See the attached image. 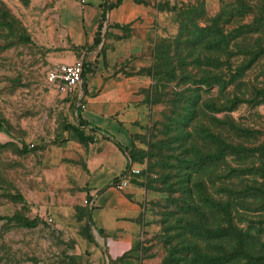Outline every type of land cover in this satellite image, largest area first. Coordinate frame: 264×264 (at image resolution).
Masks as SVG:
<instances>
[{
  "label": "rangeland",
  "instance_id": "rangeland-1",
  "mask_svg": "<svg viewBox=\"0 0 264 264\" xmlns=\"http://www.w3.org/2000/svg\"><path fill=\"white\" fill-rule=\"evenodd\" d=\"M61 1L0 0V264H85L89 242H102L87 192L96 135L81 122L79 96L48 80L51 66L73 55L85 61V89L96 82L124 96L127 112L116 120L133 152L130 166L141 169L130 180L149 191L142 231L114 264H168L177 243L197 264H220L232 253L240 258L233 264H264V103L226 107L229 95L205 92L210 87L183 59L196 25L213 26L238 0H144L157 17L144 35L104 22L91 51L72 44ZM221 27L236 34L238 21ZM234 41L221 62L236 71L241 39ZM248 75L264 91V60ZM230 90L239 95L236 84ZM186 175L201 208L186 218L191 241L172 242L181 232H167L165 215L174 210L172 186Z\"/></svg>",
  "mask_w": 264,
  "mask_h": 264
},
{
  "label": "crops",
  "instance_id": "crops-1",
  "mask_svg": "<svg viewBox=\"0 0 264 264\" xmlns=\"http://www.w3.org/2000/svg\"><path fill=\"white\" fill-rule=\"evenodd\" d=\"M150 10L151 5L144 0H62L59 5L60 22L72 44L81 49L90 48V51L101 45L94 47L104 22L130 24L135 28L134 36L136 33L144 35L149 30L148 24L157 21ZM76 60L73 55L71 61L65 63ZM99 88L96 82L86 86V107L79 112L86 123L84 127L96 135L87 162V192L91 197V224L102 238V242H89L85 264H114L130 253L142 231L144 202L149 198V191L132 183L130 177L125 189L114 185L130 168V156L121 148L126 146L127 138L116 120L126 114L127 104L120 91L113 92L108 86Z\"/></svg>",
  "mask_w": 264,
  "mask_h": 264
},
{
  "label": "trees",
  "instance_id": "trees-1",
  "mask_svg": "<svg viewBox=\"0 0 264 264\" xmlns=\"http://www.w3.org/2000/svg\"><path fill=\"white\" fill-rule=\"evenodd\" d=\"M236 4H238L237 9H231L225 12L213 26L202 28L196 25L194 39L191 41V51L183 58L186 60L190 59V62L186 66L193 67L194 74L200 77L199 82L210 87L205 92H211V90L218 87L223 91V94L229 95L228 100H226V107L229 105L236 106L243 102L256 105L264 103V91L257 89L252 84V80L248 75L256 65L264 60V0H257L256 5H252L249 0H238ZM253 9L257 10L256 15L252 19H247ZM235 20L238 21V27L234 30L236 34L225 31L221 27L224 24L231 25ZM238 38L241 39V44L237 45L235 43L237 49H239L237 56L242 58V60L240 65L236 67V71H234L232 68L226 67L221 61L226 56L230 57L231 44ZM101 42L102 32L99 30L94 47H98ZM180 55H183V53H180ZM85 75L86 71H84V78ZM235 84L238 86L239 95L231 90L229 92V89ZM83 88L86 90L85 85H83ZM231 95L234 97L231 98ZM200 102V95L193 96L192 104L194 110L200 108ZM216 108L213 106V109ZM194 115L196 117L197 112ZM81 122L86 124L82 119ZM117 144L121 146L119 143ZM121 148L133 160V152L125 147L121 146ZM188 166L191 167V164L188 163ZM181 191L186 196L185 200H182L183 195L176 196ZM230 191L233 192L234 190L227 188V192L229 193ZM196 192L198 193L193 186V178L191 175H186L185 177L179 176L178 180L172 186L171 196H173L172 206L174 210L165 215L164 224L170 226L167 232H181L171 237L172 242L179 237H189V235L193 234L187 228L189 223L186 221V218L193 211L201 208L197 203H201L202 201L198 200ZM190 238H188L189 241H191ZM169 244H171L170 241ZM190 255L191 251L189 247L182 246V243H177L173 247V253L171 252L172 257H170L171 259L168 261V264H197L196 260H191ZM239 259L237 253H232L231 255H227L225 260L220 264H233ZM208 264L217 263L211 261Z\"/></svg>",
  "mask_w": 264,
  "mask_h": 264
},
{
  "label": "built area",
  "instance_id": "built-area-1",
  "mask_svg": "<svg viewBox=\"0 0 264 264\" xmlns=\"http://www.w3.org/2000/svg\"><path fill=\"white\" fill-rule=\"evenodd\" d=\"M85 61L83 59L76 60L73 63H57L51 66L48 71V80L54 84L61 93L74 94L79 96L78 107L84 108L81 101L85 97L84 83ZM82 85V93L78 94V87ZM141 169L131 164L127 175L117 181L114 185L117 189H125L129 185V177L131 175L139 174Z\"/></svg>",
  "mask_w": 264,
  "mask_h": 264
},
{
  "label": "water",
  "instance_id": "water-1",
  "mask_svg": "<svg viewBox=\"0 0 264 264\" xmlns=\"http://www.w3.org/2000/svg\"><path fill=\"white\" fill-rule=\"evenodd\" d=\"M90 221H91V213H90Z\"/></svg>",
  "mask_w": 264,
  "mask_h": 264
}]
</instances>
